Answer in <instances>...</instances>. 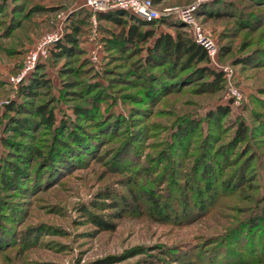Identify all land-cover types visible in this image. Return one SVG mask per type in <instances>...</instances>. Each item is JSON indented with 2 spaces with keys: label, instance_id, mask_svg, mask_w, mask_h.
<instances>
[{
  "label": "rangeland",
  "instance_id": "1",
  "mask_svg": "<svg viewBox=\"0 0 264 264\" xmlns=\"http://www.w3.org/2000/svg\"><path fill=\"white\" fill-rule=\"evenodd\" d=\"M150 2L161 14L169 9L159 17H167V25H184L194 39L198 31L211 43L209 66L222 75L215 91L200 92L202 80L189 79L178 92L145 99L146 81L132 71L167 77L160 68L144 69L142 56L107 43L112 32L103 35L107 24L95 16L116 9L92 13L84 0H0V264H264V138L258 130L264 120V0ZM201 7H223L228 14L204 17ZM182 10H188L186 21ZM79 11L89 15L79 49L53 58L50 50ZM243 22L255 26L244 29ZM160 23L157 32L174 31ZM48 35L56 39L43 45ZM34 73L49 87L19 97V84ZM64 81L74 82L71 92H64ZM86 83L93 89L82 94ZM47 96L55 100L56 122L72 105H100L98 116L95 108L78 119L87 134L99 114L122 121L90 156L79 154L74 166L33 187L28 176L52 130L11 135L14 114L7 106L24 101L31 107ZM220 106H228L227 114L209 119ZM243 121L247 132L238 143ZM21 144L32 149L30 156ZM203 165L213 169L212 179L199 177ZM11 166L25 172L15 183L20 188L1 183ZM236 174L243 176L239 183ZM231 176L225 190L222 183Z\"/></svg>",
  "mask_w": 264,
  "mask_h": 264
},
{
  "label": "trees",
  "instance_id": "2",
  "mask_svg": "<svg viewBox=\"0 0 264 264\" xmlns=\"http://www.w3.org/2000/svg\"><path fill=\"white\" fill-rule=\"evenodd\" d=\"M200 12L202 16L208 18H220L228 14L223 7L213 9L202 8ZM88 17L89 15L85 11H79L74 14L75 19H70L72 17L68 19L66 31L50 50V55L53 58L67 56L73 52H77L79 49L78 35L83 33L81 28ZM95 17L99 22L107 24V27L100 28L103 35H106L109 31L112 32L111 38L108 39L109 41H107V43L120 50L124 48L129 52H133L136 58L142 56L144 69L156 67L163 70L161 73L163 77L165 76L167 79H162L151 73H147L146 77L142 75L138 77L139 73L132 71L133 76H137V78H142L146 81L144 85L146 89L143 91L145 99L153 101L170 93L178 92L181 90V86L189 79L202 80L200 83V92H213L222 83V75L218 73L219 71H215L209 66V58L206 51L202 46L195 43L193 36L184 30V25L178 23H170V25H167V17L146 22L120 9L105 14H97ZM158 21L161 22L160 25L170 26L174 31L157 32L155 28L157 27ZM249 21L252 22V19ZM250 22H243L239 25L244 29L254 27V23ZM254 22L258 23V20L255 19ZM104 46V48H106L108 44ZM224 50V47H220L221 52ZM249 56L250 54L238 59L236 61L237 64L246 63L251 58ZM185 71L186 73L184 75ZM74 73L75 71H69L68 75L71 76ZM150 81L151 84H149ZM73 83V81H64V92H71L70 90L74 88ZM82 85L83 87L80 89V93L82 94L86 91H92L94 86L89 83ZM47 87H49L48 80H46L44 76L34 73L32 76L22 81L17 90L19 97L26 99L32 98L37 89H45ZM47 98L48 99L37 104L31 105V107H26L24 101L20 103L11 102L7 106L14 114L7 127L11 135L31 137L35 132L37 133L40 128L52 130L49 143L45 148V154L41 157L39 165L33 170L34 173L28 176H31L28 181L30 184H33V187L43 184H40V182H49L52 178L54 179L60 174L61 169H66L68 166L78 162V158H82L79 157V154L90 156L92 153L89 150L93 149V145L99 143L103 138L109 137V134L113 132L112 130L119 127L122 121L119 115L100 118L101 115L99 114V118L95 116L92 120L91 124L93 125V129L91 133L87 134L82 127L83 125L81 126L77 122L78 119H83L91 115L96 108L92 105L93 102H90V104L82 103L81 105H72L70 107V114H64L58 122H56L54 118L55 100L50 96H47ZM138 100H141V97H139ZM99 108L100 105L96 108L97 116ZM130 110L137 112L139 109H134V107H132ZM140 112H143V110L141 109ZM227 112L228 106H220L216 107L214 112H208L207 117L213 120L215 119V114L222 117L225 116ZM259 124L260 127L258 130L261 133L260 136L264 138V120L260 121ZM237 130L236 138L239 143L242 141L243 135L247 132L244 121L238 125ZM20 147L30 156L32 150L30 147H26L23 144H21ZM35 152L37 153L39 151ZM219 158L222 162H225V152L220 151ZM243 161L244 164L247 162L245 158ZM12 166L7 169L10 176L2 175L3 177L1 178V183L6 186H13L18 182V177L20 179L25 177V172L22 168L19 166ZM215 166L217 168L220 167V163H216ZM213 172V169L209 168L208 165H203L199 177H208V179H212ZM233 177L234 176H231L230 179L222 183L225 190H227ZM242 179L243 176L241 174H236V183H239ZM16 187L20 188L19 186ZM150 201L154 204L153 207L157 209L155 201L153 199ZM124 206H126V204H124ZM94 222L99 226L112 228L109 224L100 220H95ZM249 223L252 222L249 221ZM178 264L194 263L188 260L179 262Z\"/></svg>",
  "mask_w": 264,
  "mask_h": 264
},
{
  "label": "built area",
  "instance_id": "3",
  "mask_svg": "<svg viewBox=\"0 0 264 264\" xmlns=\"http://www.w3.org/2000/svg\"><path fill=\"white\" fill-rule=\"evenodd\" d=\"M84 6L90 10L92 13L104 11L108 9H120L129 12L131 15L137 19L149 22L152 20L159 19L160 16L165 15L169 9L163 10L162 14L157 11L150 0H84ZM182 18L186 21L188 16V10H182L179 12ZM56 38L52 35H48L43 38V45L52 43ZM195 42L202 46L206 51L208 57L212 58L214 54V48L211 46V43L205 39L197 31ZM28 67L25 71H28ZM24 74V72H23ZM22 74V75H23ZM17 81V79H16Z\"/></svg>",
  "mask_w": 264,
  "mask_h": 264
}]
</instances>
